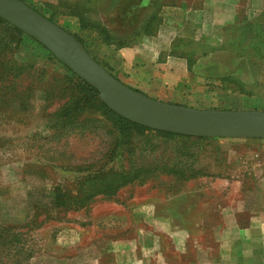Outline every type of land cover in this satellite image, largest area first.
<instances>
[{"label": "rangeland", "instance_id": "obj_1", "mask_svg": "<svg viewBox=\"0 0 264 264\" xmlns=\"http://www.w3.org/2000/svg\"><path fill=\"white\" fill-rule=\"evenodd\" d=\"M23 1L104 63L160 34L163 56L188 62L173 104L264 110V0ZM11 26L0 24V225L16 246L2 264H264V237L240 233L264 221L259 140L122 128Z\"/></svg>", "mask_w": 264, "mask_h": 264}, {"label": "water", "instance_id": "obj_2", "mask_svg": "<svg viewBox=\"0 0 264 264\" xmlns=\"http://www.w3.org/2000/svg\"><path fill=\"white\" fill-rule=\"evenodd\" d=\"M0 17L42 43L132 122L191 136L264 138V111L203 109L150 97L115 77L72 33L23 0H0Z\"/></svg>", "mask_w": 264, "mask_h": 264}, {"label": "crops", "instance_id": "obj_3", "mask_svg": "<svg viewBox=\"0 0 264 264\" xmlns=\"http://www.w3.org/2000/svg\"><path fill=\"white\" fill-rule=\"evenodd\" d=\"M164 49V40L161 38L160 34L156 36H143L138 39L135 44L111 48L105 56V63H101L109 69L114 76L128 86L155 99L169 103H178L180 99L183 98L182 94L184 91L182 92L181 88L175 87L173 84L177 80L182 81L187 77L189 78L188 62L184 58L175 57L171 54L163 56L162 53ZM195 108L197 107L195 106ZM220 138H251L259 140V144L264 145V138L262 137ZM65 230L70 231L69 228H66ZM65 230H63V232H65ZM76 232L78 233V230H76ZM73 233L75 232L73 231ZM240 233L246 236L253 233L254 235L264 237V221H258L255 219L251 224L246 225L241 229ZM78 238L79 237L77 236V240H74L75 243L67 246L62 244L61 246L69 249L76 248L75 245L79 243ZM128 245L130 246L128 242H125L124 246L127 247ZM253 250L264 252V243L263 245H256Z\"/></svg>", "mask_w": 264, "mask_h": 264}, {"label": "trees", "instance_id": "obj_4", "mask_svg": "<svg viewBox=\"0 0 264 264\" xmlns=\"http://www.w3.org/2000/svg\"><path fill=\"white\" fill-rule=\"evenodd\" d=\"M34 8V7H33ZM36 9V8H34ZM37 11H39L38 9H36ZM40 12V11H39ZM45 15V14H43ZM46 16V15H45ZM47 17V16H46ZM49 18V17H48ZM50 20H52L51 18H49ZM53 21V20H52ZM1 23H6L8 25H10V23L8 21H6L5 19H3L2 17H0V24ZM13 28V30L16 33L19 34H24V31H22L21 29H19L16 26H11ZM64 28V27H63ZM66 29V28H64ZM67 30V29H66ZM68 31V30H67ZM70 32V31H69ZM71 33V32H70ZM83 45L84 47L88 50V48L86 47L84 41L76 34L72 33ZM122 46H126V45H122ZM89 51V50H88ZM93 56V55H92ZM94 57V56H93ZM95 58V57H94ZM96 59V58H95ZM97 60V59H96ZM99 63H101L99 60H97ZM102 64V63H101ZM103 65V64H102ZM104 66V65H103ZM105 67V66H104ZM106 68V67H105ZM107 69V68H106ZM109 70V69H108ZM76 86L80 89V91L84 92V97H79V100L82 101L81 103H88L89 100H96L99 103L100 107H104L107 108V106L100 101L99 99V92L98 90L93 87L90 83H88L86 80L82 79L79 76H76ZM116 77V76H115ZM137 90V89H136ZM77 106H78V102H77ZM108 110H110L109 108H107ZM113 114L114 117L116 118L117 122L122 126V128H127V129H131V128H135V127H141V128H147L144 125H140L138 123L132 122L126 118H124L123 116L113 112L112 110H110ZM165 133H170V132H166V131H162ZM171 134V133H170ZM189 136V135H188ZM193 137V136H190ZM194 138L196 139H208L209 137L206 136H194ZM93 196L90 195H85L83 197H80L81 199L78 200V205L79 206H84L87 202H89L91 200ZM13 228L12 227H6L3 225H0V264H2V252L4 251H8L11 252L10 250H12V248H14L16 246L15 243L11 242L13 239V241H15V234L13 233ZM10 248V249H9ZM4 255V254H3Z\"/></svg>", "mask_w": 264, "mask_h": 264}]
</instances>
